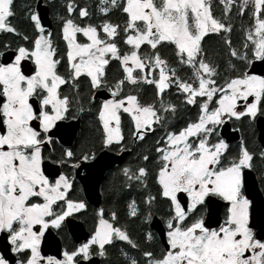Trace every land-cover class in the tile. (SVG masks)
I'll list each match as a JSON object with an SVG mask.
<instances>
[{"label": "snow or ice", "instance_id": "6c2138e0", "mask_svg": "<svg viewBox=\"0 0 264 264\" xmlns=\"http://www.w3.org/2000/svg\"><path fill=\"white\" fill-rule=\"evenodd\" d=\"M219 2L224 6L225 18L235 4L240 14L248 9L254 20L253 25L244 29L246 42L241 47L235 48L229 39L224 40L228 68L234 75L222 85L217 82L219 65L206 60L202 40L207 33H229L232 25L213 16L210 0H100L98 11L108 13L119 8L127 14L123 42L129 47L123 53L113 39L119 25L109 20H102L99 25L77 23L70 15L74 8L79 17L89 13L86 7L67 0L69 15L59 18L66 42L65 73L58 69L57 49L51 32L42 23L39 6H28L27 19L34 36L27 46L18 43L9 52L10 62L0 63V232L7 234L13 256L10 261L0 254V264H79L81 258L87 261L91 256L106 257V246L117 241L140 252L142 259L138 260L121 250L127 264H264V176L259 191H248L244 170L253 168L255 154L241 142L238 154L227 156L228 145L217 132L226 120L247 116L253 121L258 113L264 115V75H257L255 68L249 70L253 61L264 62V0ZM14 15V0H0V31L21 36L9 22ZM98 30H102V36ZM78 33L87 42L78 41ZM22 39L29 41L27 35H22ZM162 42L174 45L179 65L190 70L187 78L162 58ZM141 45L150 51L138 52ZM9 48L8 42L0 43V49ZM112 58L123 69L121 77L114 81L109 80L106 71ZM232 60L241 62L243 69H237ZM25 61H31L34 68H25ZM133 69L137 71L134 73ZM82 76L87 78L93 100L95 92L106 90L110 94L97 108L103 125L101 142L106 149L117 145L124 150V114L130 117V134L135 140H143L156 125L167 127L166 120L175 116L178 107L166 99L173 88L182 97L183 105L198 109L197 117L184 127L165 131L163 142L157 141L159 146L155 148L160 164L156 174L159 195L169 205L163 230L166 247L159 256L141 250L127 228L115 223L116 213L111 212L110 219H106L102 208L97 210V223L86 242L71 251L65 250L63 259L41 255L46 231H60L67 217L86 207L84 201L68 198L73 186L68 174L60 173L50 180L42 170V148L53 144L49 131L67 118L73 106L69 95L60 94V86L69 85L79 103ZM141 83L154 85L155 99L151 103L141 104L131 88L125 92L126 85ZM249 97L252 99L247 102ZM239 100L246 102L243 110L237 109ZM33 121L38 126L34 127ZM259 158L264 160V149ZM89 159H95L94 151L74 158L73 151L65 149L61 158L53 162L62 166L71 162L72 167H79L80 161ZM141 159L147 161L148 157ZM123 172L130 180L143 183L148 169L140 166L135 173L129 168ZM213 197L226 202L223 219L217 221L215 228L208 226L216 211ZM155 199L145 196L143 215L136 201H131L128 214L151 220ZM205 206L208 220L201 213ZM143 239L151 244L155 236L146 231Z\"/></svg>", "mask_w": 264, "mask_h": 264}, {"label": "flooded vegetation", "instance_id": "af4514ba", "mask_svg": "<svg viewBox=\"0 0 264 264\" xmlns=\"http://www.w3.org/2000/svg\"><path fill=\"white\" fill-rule=\"evenodd\" d=\"M38 1L39 0H30L27 2L25 0H14L15 15L13 17L9 18V22L16 27V29L18 30L19 33H21L22 35H27L29 37V41H23L22 35L17 36L13 33L0 31V43L8 42L10 45V48L7 50L0 49V52L4 53L3 56H0V63H8L11 61V57L9 55V52H11V50L14 49L18 43H24L27 46L31 42V39L34 36V29H33L31 22L27 19V8L29 5H31L33 8H36V3ZM40 1H41L40 3L42 4V6H44L47 9L48 17H49L50 22H51V26L50 27L45 26V28H46V31L51 32V39L53 41V46H55L57 49V58L60 59V64L58 65V69L61 73H65L66 72V66H67V63H66V42L63 41V39H62V33L60 31L61 24H60L59 18L60 17L67 18L69 15L66 11L67 0H40ZM26 2H27L26 6L24 7L23 11H21L23 14L22 13L20 14L17 10L18 9L20 10V8L22 6L21 3H26ZM73 3L75 5H77L78 7H85L81 4V2L79 0H73ZM87 12L89 14L91 13L90 10ZM70 15H71V18H73L77 23H80L83 25L84 22L82 20V17H79L77 8H74L73 12ZM80 37H81V34L78 33L77 39L81 41ZM24 64H25V68H34V65H32L31 61H25ZM188 71H189V75H190V70L188 69ZM26 74H30V73H26ZM59 91H60L61 95H64V94L69 95V98L72 94L75 95L74 91L71 90V92H70V86L69 85H61ZM127 91H128V89L125 90V92H127ZM108 98H110V96ZM251 99H252V97H249L247 102H250ZM94 100H96L95 101L96 104L97 103L100 104L104 99L95 98ZM90 102L92 103V93L90 96ZM245 103L246 102L244 100H239L237 102V109L243 110ZM76 109H79V111H76ZM81 112L82 111H80V106L78 104L73 103V106L69 109V112L67 114V118L61 120V121H69L71 119H76V118H79V120H80L79 126H78L77 130L75 131L74 137L72 138V140L69 144L64 143L61 140V138L59 137L60 130L57 127V124L60 121H58L56 123V125L52 129H50L49 134L52 136L53 144H51V145L45 144V146L42 148V152H43V155L45 157V159L42 163V170L44 171L45 175H47L49 177L50 180H54L56 178V176H58L60 173L68 174L70 176V178L73 180V186L67 194L68 198H71L73 200H82V201H84L86 207H85V209L80 210L78 213H74L72 216L67 217L65 219V222L63 223V227L60 231H57L56 229H51L49 231H46L45 237L43 238L42 242L44 240H50V242H53V243H52V245L48 246L47 248H44L42 246V243H41V255L43 257L53 256L57 259H63V252L65 250L71 251L75 247L79 246V244L86 242L87 238L91 235V232L94 230L95 224L97 223V219H98L97 218V210L98 209L102 208L104 210V217L106 219H110V213L113 211H111V210L107 211L106 204L103 202V198H104V194H103V184L104 183H103V181H104V177L106 174L114 175V177L118 176L115 179L123 182L124 186L128 187L129 183H130L129 182L130 179L128 178V176H126L124 174V172H123L124 168H129L132 171V173H135L137 168L140 166H144L147 169L151 168V169H148L147 177L151 176L150 174H152V176L154 175V177L156 178L157 170H158V167L160 166V164L157 160L156 151H155V155L153 157V160L148 165L145 164V161L142 160L143 162L138 164L137 166H131L130 161H127V156L129 154V151H130V149H129V147H130L129 146V136H126V138L124 137L123 125L126 123H129L131 120L127 114H124L122 116V121H121V128H122V134H123L124 139L121 143H123V145H124V150H128V153L120 162L115 163L114 165H112L110 168H108L104 172V176L102 177L100 184H99V193H100L99 205L96 206V205L89 203L87 201V199L85 198L83 187H82V184L79 180V175H82L85 173V169L82 166L84 164H86L87 162L93 160V159L80 161L79 167H72L71 162H69L68 166H62L61 164H57V163L53 162L54 160L61 158L62 153L65 149H71L74 153V158H79L84 153H87L86 151L80 152L79 151L80 148L76 145L77 135L80 131V126H81ZM259 115H261V114L258 113L257 116H259ZM32 123H33L34 127L38 126V122L33 121ZM186 123L187 122L184 121L183 124H181V127H184L186 125ZM225 123L229 124V127L231 130H237L239 133L238 139L227 140L225 137H222L220 135V127L221 126H219L217 128V132L219 133L220 137L225 139V141L228 145L227 150H226V155L227 156L237 155L239 152L241 142H243V144L247 147V149L250 152L255 154L254 158H253V168L251 170L255 174L259 188H261L262 187L261 180H262V176H264V160L259 158V152L262 149H264V146H262L257 139V129H256V125H255V119L253 121H250L247 116H244V117H241L239 120H237L235 118H232L230 120H226ZM166 125L168 127L171 124L166 123ZM100 126L102 129V137H103V125L101 122H100ZM0 130H2V129H0ZM155 130H156L155 134L157 135V137H155V148H156L159 146L157 141H160L161 143L163 142L162 137H163L165 131H174V130H177V128H173V127L172 128H166V127L161 126V125H156ZM189 139L191 140L192 138H189ZM132 141H135L134 137H132ZM103 149H106V148H104L102 145V147L100 149L94 151L95 156ZM107 150L115 152V153L121 152L119 146H117V145H115L113 148H111V147L107 148ZM92 152L93 151L89 152V154H91ZM145 179H144L143 183H139V182H136L133 180V181H131V186H133L135 188H143V187H145V184H146ZM157 189L160 191V187H159L158 183H157ZM157 199L158 200L155 203V209L156 210H155V213H152V215L157 216V218H158V220H159V222L162 225L163 230H164V228H165L164 218L168 215L169 205H168L167 200L165 198L161 197L159 194H157ZM212 199L216 202L214 204V208H216V211L213 214L212 219L208 221V226L215 228L218 226L217 221L223 219L226 202L218 200L215 197H213ZM141 200H142V202H144V196H143V198H141ZM201 213L204 215L205 219L208 220L207 206H205V208L201 209ZM68 222L71 225H76L78 223L82 224L85 231L89 234L88 237L86 238V240H82V239L81 240H75L74 237L72 236L70 230H69V227H68L69 223ZM147 226H148V229L143 230L140 234V237H139L140 248H141V250H144L145 245H146V243L143 239V234L146 231H151L153 233V235L155 236V240L151 243L153 248L150 251H152L154 254L159 256L161 251L166 246H165V244H163L161 236L158 233V231L153 230L152 228L149 227V221H147ZM163 234H164V231H163ZM6 235H7L6 233L0 232V254H3L6 258H8L10 261H12L13 256L9 250V246H8V243L6 240ZM164 238H165V242H166V236L165 235H164ZM106 248H107V256L106 257H99V256H91V257L97 258L99 260V264L111 263L110 262L112 259V252L110 251L111 246H106ZM80 260H83V259L81 258Z\"/></svg>", "mask_w": 264, "mask_h": 264}, {"label": "trees", "instance_id": "16d2710c", "mask_svg": "<svg viewBox=\"0 0 264 264\" xmlns=\"http://www.w3.org/2000/svg\"><path fill=\"white\" fill-rule=\"evenodd\" d=\"M25 1L28 2L30 0ZM79 1L86 7L87 11H91L87 17L82 18L84 23L99 25L102 20H109L113 24L119 25L118 35L113 39L116 41L121 53L126 51L129 46L125 45L123 42V37L125 36L123 28L125 26L124 22L127 19V14L123 13L119 8H113L108 13L98 11L100 0ZM27 2L21 3L22 6L20 10H17L20 14ZM118 3H123V0H118ZM210 6L212 14L215 18L224 20L226 23H230L232 25L229 33H224L223 31L219 34L207 33L202 40L206 60H210L214 64L219 65L220 75L217 77V82L222 85L226 79L234 75V72L228 68L229 54L228 47L224 43V40L225 38L229 39L232 46L235 48L241 47L246 42L244 29L253 25L254 20L253 17L248 15V9L245 10V13L240 14L235 4L232 6L227 18H225L223 13L224 6L220 4L219 0H210ZM98 33L101 34V31L98 30ZM121 42H123V45ZM162 43L164 44V47L160 48L162 58L167 59L170 66L177 67L179 74L182 77L187 78L189 76L188 68L186 66L179 65L178 58H176L174 54V45L168 42ZM149 51L150 48L145 45H141V48L138 50L140 53ZM232 63L236 65L237 69H243V64L241 62L232 60ZM106 71L110 81L119 79L123 74V69L119 64V61L115 58L110 59L109 64L106 66ZM129 88L132 89V94L138 95V99L141 104L151 103L155 99L154 85L148 83H141L136 86L126 85L125 90ZM137 88L139 89L138 93L136 91ZM75 96L76 93L75 95L72 94L70 96L73 103L78 104L80 107L81 105L83 106V111L81 112V126L77 135L76 145L80 148V152L86 151L89 153L91 151H96L102 147V129L97 113L99 103L96 104V100L93 99L92 103L90 102L91 92L88 88V81L86 77L82 76L79 78V103L75 102ZM166 99H169L172 103L178 105L175 116L166 120L167 124H171L166 128L173 127L178 130L184 121L188 122L197 117V107L183 105L182 97L176 93L174 88L171 90L170 95L167 96ZM76 111H79V109H76ZM131 130V121L123 125L124 137L126 138V136H129L130 151L127 156V161H130L131 166H137L143 162L141 157L146 155L148 160L145 161V164L148 165L151 163L155 155V137H157L155 134L156 130L147 134L143 140L135 141H132V136L130 134ZM114 146L115 145H113V147ZM150 175L151 176L148 177L146 176V184L143 188H135L131 186V181L133 180H129V186L125 187L123 182L115 179L118 177L117 175V177H114V175L106 174L103 181V202L106 204L107 211L111 210L116 213L115 223L122 228H127L130 237L138 244L141 232L148 229L147 221H143L140 216H130L128 214L127 206L131 201L135 200L136 204L140 208L141 215H143L146 212V205L142 202L141 198H143V196L145 198V196L152 195L156 197L155 202L151 206L152 213H155V203L158 200L157 194H159V190L157 189L156 178L154 175ZM152 248L153 246L151 244L146 243L144 249L152 250ZM121 250L127 252L130 256L135 257L138 260L142 259L139 251L132 249L126 242L117 241L111 246L110 251L112 252V259L109 264H127L124 256L121 255Z\"/></svg>", "mask_w": 264, "mask_h": 264}, {"label": "water", "instance_id": "95a60500", "mask_svg": "<svg viewBox=\"0 0 264 264\" xmlns=\"http://www.w3.org/2000/svg\"><path fill=\"white\" fill-rule=\"evenodd\" d=\"M39 0L36 3L38 7V11L44 26L50 27L51 22L48 17L47 9L42 6ZM252 68L256 69L257 75H264V71H261V68H264V62L261 61H253L252 65L249 67V70ZM110 96V94L106 90L95 92V98L106 99ZM79 118L71 119L69 121H60L57 124V127L60 130L59 137L64 143L69 144L74 137L75 131L79 126ZM255 125L257 129V139L259 143L264 146V116L259 115L255 118ZM220 135L225 137L227 140H235L239 138V133L237 130H231L228 123H224L220 127ZM128 153V150H123L119 153H115L109 151L107 149L101 150L96 156L95 159L87 162L82 167L85 169V173L79 175V180L82 184L85 198L87 201L93 205L98 206L100 202V193H99V184L104 176V172L114 165L117 162H120ZM244 178L245 184L248 191H259L260 188L258 186L257 179L255 177L254 172L251 169L244 170ZM69 223V222H68ZM69 230L74 237L75 240H86L88 237V233L85 231L82 224L78 223L76 225H71L69 223ZM149 227L153 230L158 231L161 236L163 244L166 246L163 227L160 224L156 215H152L151 220H149ZM53 242L50 240H44L42 242V246L47 248L52 245ZM58 248V247H57ZM79 264H99V260L97 258L91 257L89 260H80Z\"/></svg>", "mask_w": 264, "mask_h": 264}, {"label": "rangeland", "instance_id": "374dc122", "mask_svg": "<svg viewBox=\"0 0 264 264\" xmlns=\"http://www.w3.org/2000/svg\"><path fill=\"white\" fill-rule=\"evenodd\" d=\"M99 31H101V36L103 35V33H102V30H99ZM99 34V33H98ZM126 35V34H125ZM80 39H81V41L80 40H78V41H80V42H87V39L85 38V37H83L82 35H81V37H80ZM122 41V40H121ZM121 44L123 45V42H121ZM129 66H131L130 65V62H129ZM133 71L135 72L136 71V69H133ZM154 71H156V70H154ZM100 121V120H99Z\"/></svg>", "mask_w": 264, "mask_h": 264}]
</instances>
